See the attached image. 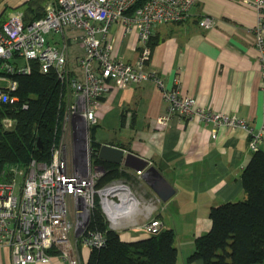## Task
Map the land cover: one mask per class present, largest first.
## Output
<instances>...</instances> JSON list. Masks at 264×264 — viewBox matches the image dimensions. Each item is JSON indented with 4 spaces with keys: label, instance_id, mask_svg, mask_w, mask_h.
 <instances>
[{
    "label": "crops",
    "instance_id": "obj_1",
    "mask_svg": "<svg viewBox=\"0 0 264 264\" xmlns=\"http://www.w3.org/2000/svg\"><path fill=\"white\" fill-rule=\"evenodd\" d=\"M26 1L0 0V21L48 2L37 0L26 5ZM258 13L242 0H197L185 19L157 24L152 30L151 35L158 41L151 47L146 69L160 79L162 87L149 78L122 88L111 86L99 98L95 133L99 126L103 133L100 137L95 135L96 139L146 158L171 190L162 199L153 189L151 177H143V169L137 173L121 165L128 176L112 181L122 182L125 187L113 198L118 204L114 212L105 213L110 227L121 239L145 237L142 225L158 218L161 228L174 230L176 264H203L200 260L188 261L187 257L194 249L195 237L211 226L210 207L245 197L241 173L252 155L247 148V130L229 125L215 127L212 121L198 116L173 117L167 124L160 123L158 118L168 109L163 87H177L182 95L193 97L197 106L242 118L253 131L259 128L264 120V94L254 33ZM206 15L215 19L212 27L198 24ZM121 27L119 23L111 27L113 57L135 62L136 33H124ZM261 30L264 35V26ZM80 56L69 51L70 65L76 67ZM260 148L264 150V141ZM79 253L84 263L90 249L80 246ZM0 264L16 263L1 250ZM26 264L67 262L53 256L49 262Z\"/></svg>",
    "mask_w": 264,
    "mask_h": 264
},
{
    "label": "built area",
    "instance_id": "obj_2",
    "mask_svg": "<svg viewBox=\"0 0 264 264\" xmlns=\"http://www.w3.org/2000/svg\"><path fill=\"white\" fill-rule=\"evenodd\" d=\"M196 1L50 0L39 18L25 22L20 13H12L2 22L1 66L7 71L29 72V60L36 59L39 70H54L57 78L69 86L67 92L71 95L70 102L66 98L63 113L72 139L71 154H67L65 145L53 144L48 162L32 158L25 168H14L10 176L16 175L19 179L0 181V251L7 252L14 263L49 262L53 256H59L67 264H81L80 246L91 250L104 245L102 232L87 229L95 195L99 196L104 214H112L118 205L113 198L121 194L125 184L110 181L96 187L104 169L91 160L86 130L98 123L99 98L111 86L122 88L128 83L152 78L162 87L160 79L146 69L152 30L157 24L185 19ZM242 1L259 11L254 33L262 64L264 94V35L261 30L264 0ZM118 23L124 33H136L138 54L135 62L113 57L111 27ZM198 24L212 27L215 19L206 15ZM52 34L58 36L52 37ZM72 43L83 50L76 67L70 65L68 59ZM6 82L0 88V99L12 102L16 97L9 92L16 88V81L8 79ZM178 90L177 87H163L162 95L168 101V109L158 118L160 123L167 124L173 117L191 119L198 116L212 121L215 127L229 125L247 130L250 151L264 141V120L253 131L242 118L197 106L193 97L182 95ZM11 122V118H6L3 123L9 126ZM212 131L215 135L216 128ZM83 132L85 137L80 141L78 138ZM160 227L158 218H151L142 225L146 233H154Z\"/></svg>",
    "mask_w": 264,
    "mask_h": 264
},
{
    "label": "trees",
    "instance_id": "obj_3",
    "mask_svg": "<svg viewBox=\"0 0 264 264\" xmlns=\"http://www.w3.org/2000/svg\"><path fill=\"white\" fill-rule=\"evenodd\" d=\"M36 1L25 3L29 5ZM38 4L36 10L30 8L22 12L25 22L44 14L46 3ZM157 41L158 38L150 36L151 47ZM1 63L0 60V88L6 85L8 79L16 81V88L9 92L16 100L0 99V181H3L10 177L14 168H25L32 158L45 162L51 159L52 145L58 140L62 125L60 108L66 104L63 97L66 92L56 72H41L36 59L29 60V72L7 71ZM3 117L11 118L9 126L3 124ZM95 128L96 124L90 128V156L94 164L104 169L96 182V187H101L112 180L127 177L128 173L120 164L99 158L101 141L95 137ZM241 184L246 194L243 199L210 207L211 226L207 232L195 237L188 261L264 264V150L260 147L252 151L241 173ZM87 229L102 232L105 243L100 248L91 249L87 261L81 264H176L177 247L172 228L160 227L143 238L123 240L110 227L97 194Z\"/></svg>",
    "mask_w": 264,
    "mask_h": 264
},
{
    "label": "water",
    "instance_id": "obj_4",
    "mask_svg": "<svg viewBox=\"0 0 264 264\" xmlns=\"http://www.w3.org/2000/svg\"><path fill=\"white\" fill-rule=\"evenodd\" d=\"M84 137L85 134L83 132V135L81 133L78 139L81 141V139L84 140ZM38 144H40L39 141ZM98 156L103 160L124 165L135 170L143 169V177L146 180H148V177H151L150 183L153 189L160 195L162 199H165L171 192V190H169L167 187L168 184L165 182L163 176L159 173L155 166L149 164V161L146 158L134 153L133 151H126L122 147L109 143H101L98 149Z\"/></svg>",
    "mask_w": 264,
    "mask_h": 264
},
{
    "label": "rangeland",
    "instance_id": "obj_5",
    "mask_svg": "<svg viewBox=\"0 0 264 264\" xmlns=\"http://www.w3.org/2000/svg\"><path fill=\"white\" fill-rule=\"evenodd\" d=\"M50 0H48L49 2ZM47 2V3H48ZM58 36V35H57ZM75 46L72 47V44L70 45V51H74V52H77V53H80L82 54L83 53V50L82 48H80L77 44H74ZM72 48V49H71ZM74 49V50H73ZM71 59V58H70ZM64 85V90H65V95H63V97L65 96V98H67V102H70L71 101V95H70V91L67 92V90L69 89V86L65 83H62ZM65 106H61L60 110L62 111V113L65 112ZM6 118H10V117H3L2 118V122H4V120ZM4 124V123H3ZM91 128V126H90ZM90 128H87V132H86V142L87 144H89V147L91 149V146H90ZM69 124H68V121L67 119H65V116L62 118V125H61V128H60V132H59V137H58V140L56 141V143H54V145L56 144H60V145H65L66 147V151H67V154H71V144H72V139H71V135L69 134ZM101 132L103 133V129H101V127L99 126L98 129H97V132L95 133V135L97 137H100L101 136ZM61 141V142H60ZM10 176V175H9ZM18 178V176L14 175L10 176V178H7V180H10V179H13V178ZM102 209V208H101ZM103 211V210H102ZM105 215V214H104ZM161 222V221H160ZM160 229V228H159ZM80 255V253H79ZM81 259H80V263H81Z\"/></svg>",
    "mask_w": 264,
    "mask_h": 264
},
{
    "label": "flooded vegetation",
    "instance_id": "obj_6",
    "mask_svg": "<svg viewBox=\"0 0 264 264\" xmlns=\"http://www.w3.org/2000/svg\"><path fill=\"white\" fill-rule=\"evenodd\" d=\"M90 151H91V149H90Z\"/></svg>",
    "mask_w": 264,
    "mask_h": 264
}]
</instances>
